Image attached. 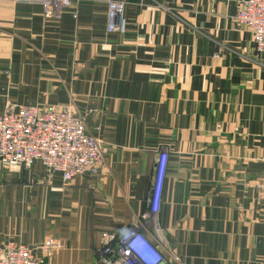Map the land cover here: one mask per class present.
<instances>
[{"label":"crops","instance_id":"crops-1","mask_svg":"<svg viewBox=\"0 0 264 264\" xmlns=\"http://www.w3.org/2000/svg\"><path fill=\"white\" fill-rule=\"evenodd\" d=\"M124 33L108 32V0L47 13L0 0V113L70 106L106 148L100 174L65 185L36 161L0 164V255L23 243L43 264H105L142 220L156 160L169 153L158 230L178 264H264V61L241 0H124ZM62 247L45 256L42 243Z\"/></svg>","mask_w":264,"mask_h":264},{"label":"built area","instance_id":"built-area-1","mask_svg":"<svg viewBox=\"0 0 264 264\" xmlns=\"http://www.w3.org/2000/svg\"><path fill=\"white\" fill-rule=\"evenodd\" d=\"M40 4L47 13L70 7L82 0H17ZM93 1V0H86ZM126 2L108 0V32L124 33ZM236 21L240 27L249 28L256 48L264 61V0H241ZM105 147L87 128L86 119L70 106L8 105L0 113V164L8 172L31 167L40 161L49 177L60 174L64 184L90 171L100 174ZM169 153L164 151L156 160L155 184L147 198L149 210L142 220L127 225L114 241L104 233V246L98 255L105 264H178L172 261L142 231L152 225L157 230L164 181L168 170ZM264 194V178L257 183ZM55 239H46L41 248L50 256L62 247ZM0 264H43L32 249L23 243H10L0 255Z\"/></svg>","mask_w":264,"mask_h":264}]
</instances>
